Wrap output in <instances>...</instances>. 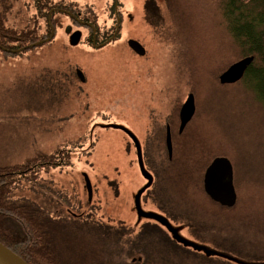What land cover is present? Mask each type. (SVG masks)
Here are the masks:
<instances>
[{"label": "rangeland", "instance_id": "obj_1", "mask_svg": "<svg viewBox=\"0 0 264 264\" xmlns=\"http://www.w3.org/2000/svg\"><path fill=\"white\" fill-rule=\"evenodd\" d=\"M77 1L102 4V0ZM122 1L130 17L133 16V19H127L125 33H141L142 36H147V40H151L149 43L153 61L150 69L155 76L154 79L143 76V95L155 89L157 99L161 100V105L156 106L157 112L165 115L170 110L172 114L175 112L173 107L177 103L176 99H183L185 102L188 95L194 92L197 112L189 125L187 138L179 142L182 153L191 154L193 164L201 168L214 154L228 157L234 167L236 190L239 201L241 200L238 212L234 215H237L238 220L250 218L257 228L264 229V84L261 80H249L246 84L240 82L222 85L216 78L223 65L230 61V57L225 60L226 57L240 52L229 34L228 21L224 16L223 7H229V0H192L193 4L200 7L193 17L195 27H191V35L196 34L195 39L188 36L179 14L175 18L174 12L178 11L173 9L172 0ZM187 2L179 0L181 7ZM3 11L7 13L9 25L24 26L23 22L29 20H26V14L18 7L13 11ZM153 21L163 23L162 31L155 32ZM61 36L63 40L66 34ZM32 48L23 49L20 53L14 49L9 54L0 49V165L21 160L22 155L16 157L19 152L27 154L31 148L50 153L71 142L65 147L69 150V155L66 154L69 161L68 164L51 165L49 168L42 166L40 171V175L49 171V180L58 190L57 193L53 187L26 188L24 180H21L16 183L11 196L28 197L39 204L51 196L57 200L51 207L59 212L75 210L77 200L85 199L83 170L96 180H102L103 175L108 176L107 179L113 180L116 190L122 189L127 196H131L143 181L139 171L131 165L133 161L137 166L134 148L133 151L130 148L134 144L130 139L124 138L113 124L110 127L102 126L108 119L120 121L125 117L127 121L128 118L132 121L130 114L128 115L130 109L119 102L120 95L110 90L119 86L117 71L128 53L125 49L110 50V58L107 60L114 72L112 87H109L111 82L95 87L107 92L109 97L105 105L89 107L86 93L79 92L82 86L75 84L73 86L76 88H73L72 85L65 84L62 88L63 85L57 81L59 73L55 72V68L65 67L70 58L59 57L61 51L56 44L48 43ZM81 57L83 58L77 61L85 64L89 57L86 54ZM97 58L98 56L94 57L95 60ZM141 63V69L134 62L130 67H133L135 73L140 71L143 75L144 66L148 65ZM166 92L173 94L174 106L165 100ZM95 95L101 98L97 92ZM101 108L103 109L99 112ZM106 114H110V118H104ZM140 121L139 128L145 120L143 118ZM86 128L87 132L91 131L89 138L84 140L82 147L74 146V141L79 140L76 135ZM143 128L140 129V135ZM145 141L142 139L140 142L145 144ZM152 144L153 147L163 148L164 143L159 140ZM91 152V158H81ZM60 157L59 155L57 158ZM123 165L126 168L120 172ZM96 173L98 178H93ZM108 197L113 206L118 203L115 202L118 196L111 194ZM237 228L234 233V250L228 251L227 247L226 251L220 249L228 255L226 257L220 254V264H264V236L261 230L259 232L262 235L251 228L246 230L243 227L241 230L239 224ZM204 232L211 237L205 229ZM70 234L75 238L71 242L61 241L63 250H71L65 248V244L69 243L71 246L79 241L76 235L85 238L71 230ZM180 234L181 237L196 242L186 232ZM92 245L85 239L84 244L76 245L80 246L76 254L72 250V256L85 264L89 260L87 253ZM85 256L86 259H82ZM94 256L95 254L90 255V262L97 263ZM101 264L113 263L107 261L106 257H101Z\"/></svg>", "mask_w": 264, "mask_h": 264}, {"label": "flooded vegetation", "instance_id": "obj_2", "mask_svg": "<svg viewBox=\"0 0 264 264\" xmlns=\"http://www.w3.org/2000/svg\"><path fill=\"white\" fill-rule=\"evenodd\" d=\"M17 7L26 14V20L29 19L23 24L33 28V34L41 35L36 41L37 47L48 43L56 44L61 51L59 57L70 58L65 67L55 68V72L59 73L57 81L63 85L62 88L65 87V84L72 85L73 88H76L73 86L75 84L82 86L79 92L86 93L87 106L89 107L103 106L109 97L107 92L95 87L108 82H111L109 87H112L114 72L107 60L110 58V50L125 49L128 53L127 57L122 59L117 71L119 86L110 90L120 95L119 102L127 105L126 107L130 109L128 115L130 114L132 121L129 118L127 121L125 117L120 121L108 119L102 126L118 124L117 129L120 130L124 138L132 141L134 145H130V148L132 151L134 148L136 155L134 160L137 166L133 161L131 165L135 167L136 171H139L143 180L142 184L131 193L132 195L127 196L124 190H116L113 180H108V176L103 175L104 178L102 177L101 180L96 173L93 175V178H98L96 180L83 170L85 199H78L77 209H68L64 213L51 207L52 204L57 203V200L51 196L46 197L39 204L28 197L8 195L13 207H30L32 209L25 211L21 216L24 220L30 218L38 224L36 240L41 250L38 264H50L49 259H46V250L49 252V257L66 264L65 259H62L61 251L64 248L61 244V235L69 234V230L84 235L87 242H97L93 243L89 254L87 253L89 257L87 262H90V255L95 254L97 262L95 264H101V257H106L107 261L113 264H220V249L226 251L225 247H227L228 251L234 250V233L238 229L237 215H234L236 207L230 212L221 210L217 206L220 203L213 200L204 188L205 171L212 160L220 155L213 157L202 168L196 166V168L188 170L193 173L196 180H179L175 177V174H178L180 170L185 171V169L178 161L172 163L175 152L173 139L179 145L182 139L187 138L189 125L196 116L197 108L191 120L181 130L180 109L184 102L183 99H176L177 103L173 107L175 109L173 114L170 110L169 114L167 112L165 115H160L156 106L161 105V100L157 99L155 89L143 95L141 91L143 76L152 79L155 76L153 70L150 69L153 61L152 48L149 43L151 40H147V36H142L141 33L140 35L136 32L134 34L125 33L127 19H131H129L130 15L126 11L124 2L122 0H102V4L98 5L97 3H80L77 0H0V10L2 11H13ZM153 26L155 32L163 29V23L160 22L153 21ZM36 27H38L37 31ZM151 33L154 32L151 31ZM61 34H66L63 40ZM74 39L77 40L75 44L72 43ZM130 41H138L144 48V54L138 53ZM82 54L89 57L85 64L77 61L79 58H83ZM95 56H98L96 60ZM141 61L144 65H148L144 66L143 75L140 74V71L135 73L133 67H130L134 62L141 69L139 65ZM84 84L86 88H84ZM58 85L60 86L59 83ZM96 92L101 95V98H97ZM168 92H166L167 99L165 98V100L173 105V94ZM141 114H144L143 117ZM108 116L110 114H106L104 118H110ZM143 118L145 121H142L141 128H139L138 124ZM142 128L143 133L140 135ZM168 130L171 132L173 141L171 157L166 144ZM90 134L91 131L87 132L86 128L76 137L88 139ZM131 134L139 142L142 139L146 140L145 144L140 142L144 171L139 164L136 144ZM159 140H165L166 151H163L161 146L153 147L152 142ZM81 151L84 152V150ZM92 155L93 152L83 155L81 158H91ZM125 168L126 166L123 165L120 172H123ZM87 177L90 179L91 187L87 186ZM49 178V171L46 170L41 175L39 172L38 181H24V187L51 188L53 183ZM200 185L203 189L200 188ZM182 186L187 188L184 190ZM143 188L144 190L136 200V195ZM53 190L56 193L58 191L54 187ZM187 191L192 194L187 195ZM203 191L207 196L203 194ZM111 194L118 196V200L115 201L118 203L114 206L108 201V195L111 196ZM131 197L133 202L130 203ZM39 199H41V195ZM238 200L237 192L235 204ZM142 201L145 205L142 204ZM235 204L231 207H224L233 208ZM222 211L228 214H223ZM1 224L8 230L9 234L6 240L9 247L22 257L20 253L23 252V246L27 240L14 238V236L19 237L23 234L19 221L7 216L2 218ZM67 226L70 227L69 230L66 228ZM204 229L211 237L205 235ZM184 232L196 242L183 237L180 240L178 236ZM212 254H214L213 257ZM24 256L26 257V255Z\"/></svg>", "mask_w": 264, "mask_h": 264}, {"label": "trees", "instance_id": "obj_3", "mask_svg": "<svg viewBox=\"0 0 264 264\" xmlns=\"http://www.w3.org/2000/svg\"><path fill=\"white\" fill-rule=\"evenodd\" d=\"M185 2H187L186 5H183V7H181L179 0H172V6L173 9L178 11L174 12L175 18L177 19V15L179 14L189 36L191 35L193 28L195 27V24H193V17H195V12L197 10H200V7L197 3V5L193 4L192 0H184V3ZM223 11L225 19L228 21L229 34L232 35L234 43L238 46L240 52L238 54L231 53V55H228L226 57L225 60H229L230 57V61L226 62V64L223 65V68L217 73V81L219 82L220 73L224 71L230 64L247 55H253L254 60L248 66L244 77L237 83L243 82L246 84V82H249V80H252L254 82L261 80V82H263L264 84V0H229V7H223ZM7 18V14H5L4 11L0 10V49L9 54L14 49H17V51L20 53L23 49L28 50L32 47H35L37 43L36 41L39 39V37H41V35L33 34V28H29L26 25H9ZM37 29L38 27H36V31ZM191 36L193 39H195L196 34ZM191 91H194V89L191 88ZM78 139L79 140L74 141L73 145L82 147L85 139ZM162 141L164 143L163 151H166L165 140ZM173 141L175 152L172 163H177L176 161H178V163L182 164L185 169V171L180 170L178 174H175V177L179 180H194L195 177H193V173L188 172V170L196 168V165L193 164L194 161L192 160L191 154L182 153L180 146L177 145V141L175 139H173ZM69 143L71 142H67V145H65V147L68 146ZM65 147L57 148V150H54L50 153H46L42 150L34 151V149L31 148L30 151L27 152V154H21L19 152L18 156L16 157L22 155L21 160H16L15 162H11L10 164L0 165V241L9 247L8 241L6 240L9 233L8 230L5 229L1 224L2 218L9 216L17 219L20 223L23 234L19 237L14 236V238H25V240H27V243L23 246L24 250L20 254L29 264H38L39 253L41 251L39 249L38 241L36 240L38 224H36L30 218L24 220V218L21 216L22 213H24L25 211H31L32 209L30 207H13L10 199L8 198V195L12 193V190L16 186V183L20 182L21 180H29L30 182L38 181L37 177L42 169V166L49 167L50 165L68 164L67 162L69 161V159L66 157V154L69 155V150ZM193 153H196V151ZM59 155L61 157L58 159L57 157ZM215 156H217V154L212 155V158ZM210 160L206 163V165L210 162ZM182 187L184 188V190L187 188L184 186ZM200 188L203 189L201 185ZM186 194L190 195L192 193L187 191ZM203 194L207 196L204 191ZM240 202L241 200H238L233 208H227L220 204H217V206L221 210L226 209L229 212L233 211V209H235L236 207V212H238L237 207H240ZM238 224L241 230H243V227L246 230H249L251 228L256 233H260L259 230H261V233L264 236V229L257 228V226L253 222H251L250 218L240 219L237 222V226ZM66 228L68 230L70 229L69 226H67ZM61 236L62 242H71L75 238L71 234H63ZM70 236L73 238H71ZM76 238L79 241L71 244V246L69 243L65 244V248L71 250L61 251L63 254L62 259H65L66 264H83L82 260H79L72 256V250L76 254L78 252L77 248H80V246L76 247V245L82 243L84 244L85 238L78 235H76ZM87 243L96 244V241H89ZM72 245L74 247H72ZM12 250L14 251V249ZM24 255H26V257ZM46 259H49L48 261L50 264H62L60 262H57L53 257H49L48 250H46ZM82 259H86V256L82 257ZM87 264H95V262H89Z\"/></svg>", "mask_w": 264, "mask_h": 264}, {"label": "water", "instance_id": "obj_4", "mask_svg": "<svg viewBox=\"0 0 264 264\" xmlns=\"http://www.w3.org/2000/svg\"><path fill=\"white\" fill-rule=\"evenodd\" d=\"M133 19V16L130 17ZM77 40H72V43L75 44ZM132 47L140 54H144V48L138 41H130ZM254 60L253 55H247L241 59L230 64L220 75L219 81L221 84H232L241 80L248 68V66ZM196 103L194 93H190L183 103L180 109L181 117V130L183 127L191 120L195 113ZM111 126V125H107ZM114 127H119L118 124H113ZM121 127V126H120ZM133 138L137 153L139 164L144 171L143 158H142V148L139 140L131 134ZM166 144L170 157L173 154V141L170 130L167 133ZM148 177V176H147ZM87 186L91 187L90 179L87 177ZM145 188V187H144ZM141 189L136 195L135 199L137 200L142 192ZM204 188L207 194L216 202L220 203L223 206L231 207L235 204L237 200V191L234 184V171L233 165L230 159L226 156H217L209 164L205 171L204 176ZM178 238L182 240V237L179 235ZM223 256H228L227 254L220 253ZM0 264H28L22 257L16 254L12 249L6 246L0 241Z\"/></svg>", "mask_w": 264, "mask_h": 264}]
</instances>
